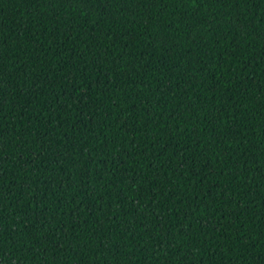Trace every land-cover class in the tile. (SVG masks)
<instances>
[{"label":"trees","instance_id":"obj_1","mask_svg":"<svg viewBox=\"0 0 264 264\" xmlns=\"http://www.w3.org/2000/svg\"><path fill=\"white\" fill-rule=\"evenodd\" d=\"M0 264H264V0H0Z\"/></svg>","mask_w":264,"mask_h":264}]
</instances>
